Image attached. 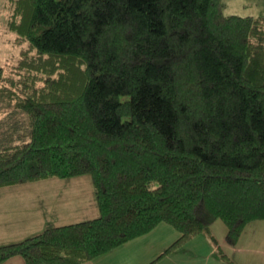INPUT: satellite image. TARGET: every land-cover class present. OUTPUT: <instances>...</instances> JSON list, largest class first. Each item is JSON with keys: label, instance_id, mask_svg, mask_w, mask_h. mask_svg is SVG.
<instances>
[{"label": "trees", "instance_id": "1", "mask_svg": "<svg viewBox=\"0 0 264 264\" xmlns=\"http://www.w3.org/2000/svg\"><path fill=\"white\" fill-rule=\"evenodd\" d=\"M0 187L90 174L100 215L0 246L83 264L160 223L236 245L264 220V15L222 0H8ZM218 246V245H217ZM222 258L229 260L218 248Z\"/></svg>", "mask_w": 264, "mask_h": 264}, {"label": "crops", "instance_id": "2", "mask_svg": "<svg viewBox=\"0 0 264 264\" xmlns=\"http://www.w3.org/2000/svg\"><path fill=\"white\" fill-rule=\"evenodd\" d=\"M247 1H243L244 6ZM222 2L229 14L264 15V11L254 13L232 8V0ZM99 215L95 186L90 174L65 178L48 177L1 186L0 246L35 236L50 224L68 225L94 219ZM241 237L236 245H229L225 239L219 242L216 237V244L207 236L198 235L163 257L160 256L173 242L172 239L151 246H127V243L83 264H117L121 260L124 261L118 264H255L250 258L251 253L264 252V249L244 244ZM218 248L229 260L221 257ZM2 264L25 262L23 257L17 255Z\"/></svg>", "mask_w": 264, "mask_h": 264}, {"label": "rangeland", "instance_id": "3", "mask_svg": "<svg viewBox=\"0 0 264 264\" xmlns=\"http://www.w3.org/2000/svg\"><path fill=\"white\" fill-rule=\"evenodd\" d=\"M7 1L8 0H0V67H3L6 71H8L17 61L21 49V46L12 42V39L15 36L14 33L6 28V19L9 14V10L6 8ZM243 1L244 0H232V8L241 10L245 9L244 12L254 13L264 11V0H248L250 2L247 1L246 6L243 5ZM214 232L216 237H218L219 242L222 239H225L224 237L226 236L227 226L221 219L215 222ZM178 236L179 232L175 227L168 223H160L150 232L134 238L121 246H125L127 243V246L157 245L167 239L168 241L171 239V241H175ZM241 238V242H244V244L248 246H256L257 248L264 249V220L253 221L247 225L242 232ZM251 254L252 256L250 258L252 262L255 264H264V252H252ZM122 261L124 260H121L118 263Z\"/></svg>", "mask_w": 264, "mask_h": 264}]
</instances>
